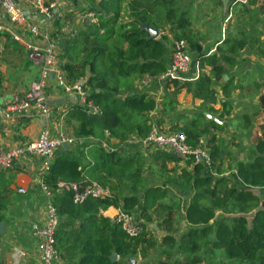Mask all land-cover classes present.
I'll return each instance as SVG.
<instances>
[{
  "label": "trees",
  "instance_id": "16d2710c",
  "mask_svg": "<svg viewBox=\"0 0 264 264\" xmlns=\"http://www.w3.org/2000/svg\"><path fill=\"white\" fill-rule=\"evenodd\" d=\"M125 1L93 3L91 10L97 22L77 34L76 38L84 47L77 55L85 53L86 59L78 65L67 63L64 66L70 80H86L90 88L88 99L101 109L99 114H92L81 105L71 109V117L79 122L76 135L82 139L92 136L104 140L108 133L109 138L117 142L112 150H107L102 142H95L88 152L95 164L89 169L84 165V151L77 154L73 149L63 147L56 153L45 176L48 185L57 189L60 180L81 184L97 181L103 187L109 185L113 191L110 196L90 197L81 204L73 201L72 191L56 192L55 204L61 216L57 246L63 251L62 257L68 261L67 264H131L127 260L137 258L139 254L144 259L149 249L158 246L157 240L151 238L146 230V222L153 218L151 210H168V217H171L175 208L179 211L182 208L186 228L178 236L168 233L163 237V246L159 249L160 264H200L205 257L209 262L216 252L225 255L229 264H264V197L260 192L264 189V136L258 139L252 158L238 162L236 171L230 177L225 176L219 169L224 152L215 133L223 130L224 124L208 118L200 109L179 132L185 133L188 144L194 147L206 149L202 142L206 139L211 164H193L194 157H190L186 160L193 164L192 170L184 168L181 175L170 176L167 182L160 184L148 182L143 174V151L150 147L145 148L137 141L132 144L130 140L131 137L145 138L151 132L155 121L150 113L158 111L164 115L173 112L178 103V93L183 88L192 92L195 98L202 99V108L215 103L218 91L214 85L223 79L227 70L219 55H207L196 39L190 29L188 11L181 7L183 0H129L126 4ZM250 2L255 3L256 0ZM126 16L131 19L126 21ZM144 23L164 31L170 27L169 33L176 40L188 41L193 55L192 67L184 74L186 80L176 78L163 82L174 89L167 92L170 97H164L163 106H159L149 92L132 85L135 75H147L152 81H158L169 61L168 35L164 33L159 38H149L143 29ZM229 42L228 39L226 43ZM231 43L226 50L223 46L219 50L233 62L237 44ZM0 47L13 56L15 68L22 64L20 55L23 47L6 31H0ZM260 50L264 54V40ZM197 61L211 65L212 75L202 74L191 80ZM232 85L233 78H230L222 86L225 96L221 104L228 114L233 105ZM122 90H129V93L121 95ZM208 107V111L218 112L212 105ZM184 116L180 114V117ZM223 117L222 112L219 119L223 120ZM245 118L250 121L247 115ZM162 122L163 119H159L157 124ZM156 150L162 151L161 157L165 162L183 159L173 151ZM216 166L222 176L215 177L211 173ZM166 167L164 164L163 169L167 172ZM173 185L191 193V198L184 201L183 206L178 205L173 198L174 193L171 194ZM141 187L144 191L140 194L138 189ZM166 197L171 198L163 202ZM110 206L121 207L136 215L139 212L146 220L142 221V233L132 238L120 224L100 213L101 209L106 210ZM135 208L141 212L138 209L136 212ZM3 219L0 209V222ZM74 219L79 220L77 227H72L76 224ZM113 253L120 256L119 260H112Z\"/></svg>",
  "mask_w": 264,
  "mask_h": 264
},
{
  "label": "crops",
  "instance_id": "0c3cea01",
  "mask_svg": "<svg viewBox=\"0 0 264 264\" xmlns=\"http://www.w3.org/2000/svg\"><path fill=\"white\" fill-rule=\"evenodd\" d=\"M17 1L24 7L25 14L30 22L37 23L43 30L48 32L51 37L53 33H56L57 28H59L57 25L58 19H54L52 16L48 17L40 13L39 10L33 5V0ZM100 1L101 0H47V5L55 4V6L51 9L52 14L54 13V16L56 17L59 16V21L65 27H70V23L69 21L65 20L64 14L74 17V15L77 13L78 6L87 7L91 3L92 5L93 3L97 5L100 3ZM127 1L129 0H126L125 4ZM220 2H222V6L225 8L222 0H183L181 3L185 10L188 11L190 29L194 32V34L196 33V38L201 44H203V49L207 52V55L217 53L219 55L221 64L227 70L222 79V86L230 78H233V91L231 93L233 105L231 112L228 114L223 111L221 101L224 100L223 98L225 95L221 87L219 90H217V97L219 99H217L215 103L211 104L216 110H218V112L214 113L205 111L204 113L209 112L218 120H220L219 116L222 114V112L224 113L223 120L218 122L220 124H224V129L221 131L217 130L215 133L219 140L218 142L221 145L222 152H224V159L228 162L236 161L237 164L240 161H248L252 158L248 156L247 152L250 149L252 153L253 149L256 147V144L255 146L252 145V142H249L248 138L253 137V135H256L258 138L262 136L261 132H256V129L253 128V122L250 124V122L247 121L245 118L247 114H243L241 112V102L247 100V98L244 97L246 89L250 90L253 85L262 84L264 82V76L258 75V73L264 72V54L261 50V53L260 51L259 54L256 53L257 49L253 48L256 41L251 42L249 38L247 39V36L250 37L256 33V26L253 29V27L247 25L240 26L239 24H236L232 31H228L226 33V26L228 25V22L231 18H227V23L222 20V16H224V19H226L224 15L225 10L222 11V14H219L216 11V7H218L217 4ZM238 2L241 1H236L234 3L236 4ZM198 4H206L210 14L209 12H206L204 14V18L196 15L194 8H197ZM77 14L80 18H83L81 14ZM126 18V21L131 19H129L127 16ZM1 19L4 21L6 20L4 16H0V20ZM67 23L69 26H67ZM169 28L166 29V31L158 29L160 33L157 38H159L161 34H167L166 32L169 30ZM203 28H205L206 39L201 37ZM19 29L22 30L20 27ZM199 31L201 32L199 33ZM167 35L170 40L172 35ZM228 39L231 42L237 44V51L233 58V62L227 60L225 57L226 55H222V52L219 50L220 46H223V49L226 50L228 44H232L231 42L226 43ZM202 41H204V43ZM241 41L243 43H241ZM20 45L23 47L22 54L20 55L22 64L16 68L13 66L6 72L0 68V111L4 104L15 94H23L28 89L31 81L37 79L40 73L39 65L32 63L28 57V52L25 49V46L22 43H20ZM65 46V44H60L59 55L65 51ZM169 47L170 46L167 44L168 49ZM170 55L171 50L169 49L167 60H169ZM200 62L201 61L195 62L197 66L195 67L194 65L192 69V71H198L196 76L193 77L194 79L199 78L202 74L212 75V66L204 62H201L200 66ZM226 76H228V78H226ZM148 77L150 76L135 75L133 78L138 79L139 83L137 87L139 89H144L149 92L148 89L150 87V83H147L149 81ZM212 79L215 80L214 77H212ZM166 88L168 90L173 89V87L167 86L164 89ZM87 89L89 92L90 88L87 87ZM46 95L47 103L53 111V116L49 119L42 116V114L37 109H31L22 116L13 119L5 118L0 112V150L9 149L17 145H23L27 142L34 141L38 138L40 132L45 127H49L53 132H57L59 130L66 132V130H69L72 132L75 138V144L71 145L69 149H73L77 154H80L82 151H84V165L86 169L91 168L95 163L92 161L90 153L88 152L92 150L95 142H102L101 144H103L106 148L105 140H110V144H112L113 147L117 140L109 138V134L106 133V138L104 140H99L90 136L78 141L76 139L79 138L76 135V129L79 125V122L71 117L70 111L75 105L84 106V100L82 97L77 93H65L60 87L57 86L53 76L46 89ZM198 100H201V103L203 102L202 99ZM218 101L220 106H216ZM238 105H240V107L237 108L236 106ZM228 136H232L234 139L232 138L230 141ZM87 138H91L92 140L88 139L86 141L85 139ZM133 141L134 140H130L132 144ZM83 144L86 146H83ZM159 161L162 166L166 164L170 168H177L176 165L179 164V166H181L180 169H182L180 172L181 174L184 168H187L188 170H192L193 168L187 166L186 159H181L180 161L176 162H165L164 158H161ZM235 171L236 167L233 168L232 174ZM42 177V158L37 155L21 157L18 160H15L14 165L11 167L6 169L0 168V209H2V213L4 214V219L1 222L6 224L5 231L0 233V264H41L40 253L37 247V239L33 234V226L35 223H42L46 219V203L48 198H46L42 190ZM101 186L103 187V185ZM21 188H24L26 192H20L19 190ZM103 188L107 189L110 192V195L111 192H113L112 187L109 185ZM52 189V201L55 204L56 192H63L64 190L59 188L54 189L53 187ZM137 209L138 208H135L134 210L137 212ZM120 210L121 207L110 206L106 210L101 209L100 213L105 217L113 219ZM138 210L140 211V209ZM142 221L144 222V220ZM73 223L76 224L72 227H77L79 225V220L74 219ZM60 253V258L56 264H67L68 261L62 257L63 251L61 249ZM119 258L120 256L118 255L117 260H119ZM134 259L137 260V264L140 263V260H143L141 256ZM127 263L130 262L127 260Z\"/></svg>",
  "mask_w": 264,
  "mask_h": 264
},
{
  "label": "built area",
  "instance_id": "2783aa9c",
  "mask_svg": "<svg viewBox=\"0 0 264 264\" xmlns=\"http://www.w3.org/2000/svg\"><path fill=\"white\" fill-rule=\"evenodd\" d=\"M242 1L243 0H235ZM33 5L40 13L54 16L51 9L55 4L47 5V0H33ZM0 16L6 20H0V31H6L11 35L12 40L22 43L28 52L32 63L39 65L40 73L37 79L31 81L28 89L23 94H15L1 108V115L7 119L20 117L31 109H37L47 119L53 116L52 108L47 103L46 89L53 76L65 93H77L84 100V107L92 114L101 113V109L92 100L88 99L89 92L86 80L72 81L68 78L66 71L60 66L59 46L53 42L50 34L43 30L37 23L28 20L24 7L17 0H0ZM94 17V14H89ZM67 26L69 24L67 23ZM22 28L21 29H19ZM193 63V55L190 46L185 39L175 40L171 49L166 71L158 77V82L163 83L172 79L187 78V74ZM196 73L193 75L196 76ZM191 77V80L194 78ZM152 82V78L148 77ZM145 138L135 139L143 147H156L175 152L179 157L188 159L194 157L193 164L203 162L211 164L212 160L208 151L203 146L194 147L187 142V136L183 132L164 133L157 128L152 129ZM75 144V138L63 130L53 132L49 127L43 128L37 139L23 145H17L9 149L0 150V168L6 169L14 165V161L28 155H37L42 158V190L48 198L46 203V219L42 223H35L33 234L37 239V247L40 253L41 264H56L60 258V250L57 246V231L60 225V213L58 207L53 203V189L45 181L52 162L58 150L64 145ZM57 188L73 192V200L76 203H83L90 197H106L110 195L98 182L89 181L87 184L68 182L60 180ZM26 192L24 188L19 190ZM113 220L120 224L123 230L130 237H137L143 231L142 221L133 212H118Z\"/></svg>",
  "mask_w": 264,
  "mask_h": 264
},
{
  "label": "rangeland",
  "instance_id": "374dc122",
  "mask_svg": "<svg viewBox=\"0 0 264 264\" xmlns=\"http://www.w3.org/2000/svg\"><path fill=\"white\" fill-rule=\"evenodd\" d=\"M93 1V0H92ZM223 1V0H222ZM244 2H238L234 3L235 1H231L228 3V5L225 6V8L222 6V2L218 3L216 7V11L220 14H222V11L225 12V17L222 16V20L227 23V18H231L228 22L227 31H232L234 29V26L236 24H239L240 26L247 25L250 27L255 28L257 27L256 33L254 35L248 37L251 42L256 41L253 48L257 49V52L259 54L260 48H261V42L264 40V0H256L255 3H251V0H243ZM232 3V4H230ZM92 3L89 4L87 7L78 6L77 13L81 14L83 18H80L78 14L76 13L73 16L64 14L65 20L69 21L70 27H65L59 20L57 21V25L59 28H57L56 33L52 35L51 38H53V42H55L58 46L60 44L66 45V49L63 53L59 55V62L60 66L64 69V66L67 63H71L73 65H78L79 63H82L86 59L85 53H80L77 55L84 47L83 45H79L76 41L77 34H79L81 31H84L90 26L91 24H94L97 22V20L94 17H90L89 14H94V12L91 10ZM181 7L183 8V5L181 3ZM195 7V6H194ZM198 8V9H197ZM197 8H194V11L196 15L201 16L204 18V14L206 12L210 11L207 8L206 4H198ZM127 20V18L125 19ZM221 20V19H220ZM227 20V21H226ZM225 23V25H226ZM225 27V28H226ZM201 31H199L200 33ZM169 33V30L166 32ZM198 33V34H199ZM196 34V33H195ZM201 37L206 39V32L205 28H203V31L201 32ZM259 36V37H257ZM256 38H259L260 40H256ZM197 39V38H196ZM176 40V37L172 35V38L167 41V44L170 46L169 49L171 50L174 41ZM186 40V39H185ZM188 42V41H187ZM204 43V41H202ZM189 44V43H188ZM203 46V44H202ZM253 46V43H252ZM261 53V51H260ZM194 54V53H193ZM0 68L3 71H8L13 67V56H11L8 52L3 50L2 47H0ZM20 61V59H17ZM197 66V65H196ZM201 66V62H200ZM202 68V67H201ZM88 74H90L89 70H87ZM258 72V71H257ZM260 76H264V72L258 73ZM264 79V78H263ZM138 79H133L132 85L137 88L138 85ZM223 80L221 79L220 82L215 85L217 90H219L222 87ZM145 85V84H144ZM149 87V93L152 96L156 97V100L159 104V106H163L161 102H163L164 97H170V95L167 94V92H172L174 89L168 90L167 88L164 89L167 85L165 83H158V81H152ZM233 89V88H232ZM264 82L262 84H256L253 85L250 90L246 89L244 93V97L247 98L246 101L241 102V112L243 114H247V116L250 119V124L253 122V128L256 129V132H261L262 136L259 138H262L264 136ZM129 93V90H122L121 95H126ZM263 94V95H262ZM159 99V101H158ZM178 99L179 104L176 103L175 110L169 114H158V111H154L150 113V116L154 118V125L153 128H157L158 130L164 132V133H174L179 132L182 127L185 125V123H189L192 119V115L195 114V112L199 111L200 109L202 111H208V106L211 103H208L204 108H202L201 100H198L194 97L192 92H189L187 88H183V90L178 93ZM217 99H219L217 97ZM216 106H220L219 101L217 102ZM237 108L240 107V105L236 106ZM180 114L185 115L183 118L180 117ZM163 119V122L159 125L158 120ZM205 123V122H204ZM202 123V124H204ZM153 131V130H151ZM67 134L70 136H73L72 132L69 130L67 131ZM74 137V136H73ZM233 138L232 136H228V139ZM256 135H253V137H249L248 141L252 142L251 144L255 146L257 140L259 139ZM78 141L82 138H76ZM92 140L91 138L85 139ZM130 139V138H129ZM135 141V137H131V140ZM234 139V138H233ZM83 140V139H82ZM229 141V140H228ZM136 142V141H135ZM203 144L206 146V149L210 148L207 144L206 139H202ZM106 148L107 150H112L113 145L110 144V140H105ZM77 146V145H76ZM79 146V144H78ZM156 147H152L149 150L143 151L142 155V161L144 162L143 166V174L146 175L148 182L152 183H162L167 182L168 178L170 176L175 177L176 175H181V170L179 164L176 165L177 168H170L166 167L167 172L163 169L162 164L160 163V159L162 158V151L156 150ZM250 150V149H249ZM248 150V156L252 157L251 150ZM232 156V154H231ZM222 162L219 164L221 165L219 167L220 170L224 171L223 175L230 177L232 174V170L234 167H236V161H230L223 159ZM186 164L188 167L192 168L193 164H188L186 161ZM218 165V163H217ZM172 172V173H169ZM215 177L222 176L217 172V166L213 169L211 172ZM229 185L231 184L228 183ZM165 185V184H164ZM173 190L171 191V194L174 193V200L175 202L181 206H183L184 201L186 202L187 199L191 198V193L184 192L179 188L178 185H173ZM144 191V187H141L138 189V192L141 194ZM190 192V191H189ZM261 196L264 197V189H260ZM110 196V195H109ZM172 196V195H171ZM171 197H166L163 202H167ZM122 204V203H121ZM181 210H177L176 208L172 211L171 217H168V214L170 213L168 210L162 211V210H151L152 213V220L146 222V230L148 231L149 235L152 236L151 238H154L158 242V246L156 248H152L148 250V254L145 256L143 260H140V262L144 264H160L161 256L159 254V249L163 246V237L166 234H171L178 236L180 232H182L186 228V222L184 219H182V208ZM122 210V209H121ZM120 210V211H121ZM119 211V212H120ZM124 211V210H123ZM141 212V210H140ZM136 214V213H135ZM137 218H139L141 221L145 220L141 217V214L137 213ZM146 221V220H145ZM141 254L137 255V258H139ZM205 256V255H204ZM210 258V255H208ZM142 257V256H141ZM139 263V262H138ZM230 261L227 259L225 255H223L220 252H216L214 257H211L209 262L208 258L205 257L202 263L200 264H229Z\"/></svg>",
  "mask_w": 264,
  "mask_h": 264
},
{
  "label": "water",
  "instance_id": "95a60500",
  "mask_svg": "<svg viewBox=\"0 0 264 264\" xmlns=\"http://www.w3.org/2000/svg\"><path fill=\"white\" fill-rule=\"evenodd\" d=\"M231 1H233V0H223L224 6L228 5V3L231 2ZM143 29H145L148 32V37L149 38L156 39L159 36V33H160L159 30L158 29H155V28H151L147 24H144L143 25ZM226 78H228V76H226ZM205 114H206V116L208 118L214 119L217 122H221L216 117H213L209 112H206ZM64 148L69 149L70 146L69 145H64ZM5 229H6V224L4 222H1L0 223V233H3L5 231ZM111 258H112V260H117L118 254L117 253H113L112 256H111ZM128 262H130L131 264H137V260L134 259V258H129L128 259Z\"/></svg>",
  "mask_w": 264,
  "mask_h": 264
}]
</instances>
